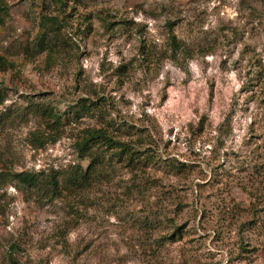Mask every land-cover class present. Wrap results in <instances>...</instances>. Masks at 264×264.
Returning a JSON list of instances; mask_svg holds the SVG:
<instances>
[{
  "label": "rangeland",
  "instance_id": "rangeland-1",
  "mask_svg": "<svg viewBox=\"0 0 264 264\" xmlns=\"http://www.w3.org/2000/svg\"><path fill=\"white\" fill-rule=\"evenodd\" d=\"M4 1L0 264H264V0H64L52 62L37 39L54 0ZM81 99L98 109L72 120ZM41 108L64 126L34 148ZM108 121L142 137L146 168L106 159L51 200L11 177L77 163V133Z\"/></svg>",
  "mask_w": 264,
  "mask_h": 264
},
{
  "label": "trees",
  "instance_id": "trees-1",
  "mask_svg": "<svg viewBox=\"0 0 264 264\" xmlns=\"http://www.w3.org/2000/svg\"><path fill=\"white\" fill-rule=\"evenodd\" d=\"M56 11L52 14H41L39 20V30L37 47L40 51H46L49 62L55 60L58 55V50L64 44L61 39L63 29L66 28V6L64 0H54ZM7 14V4L4 0H0V23ZM173 60L185 52L181 46L173 39L172 41ZM11 65V63L0 54V67ZM2 95L0 92V103H2ZM95 101L81 99L76 107L68 106L67 112H72V120L78 119L81 114L88 113L92 116L98 109ZM101 110V109H100ZM101 115V111L97 114ZM38 116L42 119L44 130H36L30 133L29 142L34 148H40L46 143H55L59 138V130L64 123L61 120V115L53 112L49 108H41L37 110ZM67 120V119H65ZM109 121L104 122L103 126H92L80 130L75 139H73V148L76 153L77 163L70 165L68 168L43 175V173H34L21 171L14 173L11 177L15 179L22 187L21 190L35 194L42 199L51 200L58 198L63 192L70 189H79L91 186L93 180L104 170V161L111 164V159L122 161L126 166L132 168H146L150 163L148 154L143 156L141 150V136H138L137 142L125 141L120 134H117L114 129H110ZM129 127V131L132 130ZM139 131V130H138ZM128 132V131H126ZM130 136L133 132L128 133ZM139 145V146H138ZM86 161L87 165L82 166L81 162ZM8 172L0 171V184L6 183ZM8 264H18L13 257L8 258Z\"/></svg>",
  "mask_w": 264,
  "mask_h": 264
}]
</instances>
